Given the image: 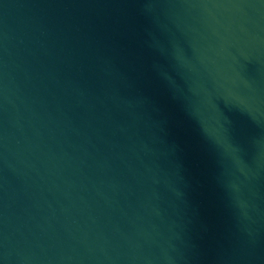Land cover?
Listing matches in <instances>:
<instances>
[{
  "label": "water",
  "instance_id": "water-1",
  "mask_svg": "<svg viewBox=\"0 0 264 264\" xmlns=\"http://www.w3.org/2000/svg\"><path fill=\"white\" fill-rule=\"evenodd\" d=\"M0 264H264V0H0Z\"/></svg>",
  "mask_w": 264,
  "mask_h": 264
}]
</instances>
